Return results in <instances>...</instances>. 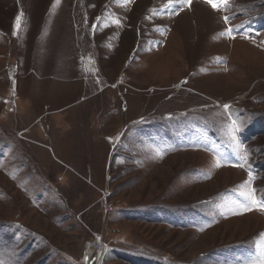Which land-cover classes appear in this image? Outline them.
I'll return each mask as SVG.
<instances>
[{
  "label": "rangeland",
  "instance_id": "obj_1",
  "mask_svg": "<svg viewBox=\"0 0 264 264\" xmlns=\"http://www.w3.org/2000/svg\"><path fill=\"white\" fill-rule=\"evenodd\" d=\"M261 205L264 0H0V264H252Z\"/></svg>",
  "mask_w": 264,
  "mask_h": 264
},
{
  "label": "snow or ice",
  "instance_id": "obj_2",
  "mask_svg": "<svg viewBox=\"0 0 264 264\" xmlns=\"http://www.w3.org/2000/svg\"><path fill=\"white\" fill-rule=\"evenodd\" d=\"M57 2H58V0H57ZM176 2L183 4V3H188V0H176ZM206 2L211 3L212 7L214 9H218L220 5H223L224 9L226 10L227 5H228V0H206ZM19 19L20 18L17 17V22L18 23H19ZM224 19H225V22L227 23L228 18L225 17ZM228 34L231 35V30H229ZM252 204H253V206L256 205V201H255L254 197L252 198ZM260 210L264 211V205L260 206ZM252 264H264V251H262L261 256L259 257V259L253 261Z\"/></svg>",
  "mask_w": 264,
  "mask_h": 264
},
{
  "label": "built area",
  "instance_id": "obj_3",
  "mask_svg": "<svg viewBox=\"0 0 264 264\" xmlns=\"http://www.w3.org/2000/svg\"><path fill=\"white\" fill-rule=\"evenodd\" d=\"M93 245L97 246L98 245V241L93 242Z\"/></svg>",
  "mask_w": 264,
  "mask_h": 264
},
{
  "label": "trees",
  "instance_id": "obj_4",
  "mask_svg": "<svg viewBox=\"0 0 264 264\" xmlns=\"http://www.w3.org/2000/svg\"><path fill=\"white\" fill-rule=\"evenodd\" d=\"M262 18H263V17H261V18L257 19V21H261V20H262Z\"/></svg>",
  "mask_w": 264,
  "mask_h": 264
}]
</instances>
